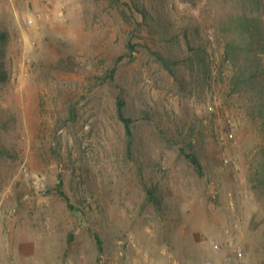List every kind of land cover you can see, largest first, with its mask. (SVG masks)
Returning <instances> with one entry per match:
<instances>
[{"label":"rangeland","instance_id":"obj_1","mask_svg":"<svg viewBox=\"0 0 264 264\" xmlns=\"http://www.w3.org/2000/svg\"><path fill=\"white\" fill-rule=\"evenodd\" d=\"M243 15L264 0H0V264H229L236 245L264 264V93L233 81L234 60L264 79V55L229 50ZM190 45L202 70L160 63Z\"/></svg>","mask_w":264,"mask_h":264},{"label":"trees","instance_id":"obj_2","mask_svg":"<svg viewBox=\"0 0 264 264\" xmlns=\"http://www.w3.org/2000/svg\"><path fill=\"white\" fill-rule=\"evenodd\" d=\"M188 1L192 3L194 2V0H188ZM130 8L132 11L136 10L133 11L134 19L137 18L138 13H140L144 19L142 20V22L137 20L136 27L142 25L143 21H145L149 17H151L152 19L148 23L151 24L153 21H156V18H154V14H152L150 9L147 8L146 6L139 7L135 5ZM236 20H238L240 31L246 35L248 40H245L246 41L245 43H243L244 41L239 42V44L235 40H232L230 43H228L229 50L230 51L234 50L235 52H237L236 49L237 50L241 49L246 51V53L248 55H251V57L252 56L254 57L255 55L258 54L264 55V21L258 16L247 17L245 15L241 16L240 18H237ZM244 31H246L248 35ZM7 40H8V32L0 29V87L3 84L7 83L10 78L9 69L7 67L6 61L3 60L2 58L5 51L4 45L7 42ZM189 42L190 41L188 40V43ZM127 47L129 48L127 49V52L117 57L116 59L117 65H119V63L123 61L125 57L130 56V54L135 49L136 44L132 41H129ZM190 48L192 49V51L195 50V54L187 53L186 56H184V58L178 57V59L175 60H172V58L165 57L164 55L161 54L160 55L161 60L159 61L166 69H168V71H170L173 74H176V70L174 66L175 65L180 66L181 64L183 66L195 64L198 66L199 69L202 70L206 66V58L201 54V50H200L201 47H195L193 45L192 46L190 45ZM233 64L235 66V76L233 81H235L236 83L250 81V83H253L252 84L253 86L258 87V92L264 93V79L263 78L258 79L259 67H262L261 60H246L243 62V64L238 63L237 60H234ZM202 77H204V75H202ZM127 105H128L127 99L123 96H119L117 100L118 115L125 123L128 137L129 136L131 137V135L133 134L131 130V123L133 122V118L127 113ZM130 140L131 138L129 139V141ZM0 153H5L4 146H0ZM187 157L189 158L195 170L198 173L203 174V164L199 156L194 152H188ZM146 191L148 194V199L157 206H161L162 197H161V193L158 192L157 190V186L146 185ZM61 194L67 200L69 207L72 208L75 212H77V210H75L76 207L71 202L70 197L66 194V192L61 190ZM98 241L99 243L101 242L99 238Z\"/></svg>","mask_w":264,"mask_h":264},{"label":"built area","instance_id":"obj_3","mask_svg":"<svg viewBox=\"0 0 264 264\" xmlns=\"http://www.w3.org/2000/svg\"><path fill=\"white\" fill-rule=\"evenodd\" d=\"M215 247L222 248V245L218 242H212ZM245 258V251L241 245H236L228 255L229 264H243ZM201 264H220L216 259L208 258L201 262Z\"/></svg>","mask_w":264,"mask_h":264}]
</instances>
